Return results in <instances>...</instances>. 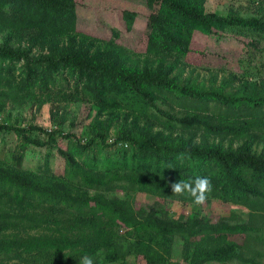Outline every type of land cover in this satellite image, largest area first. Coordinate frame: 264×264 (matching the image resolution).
<instances>
[{
	"label": "trees",
	"instance_id": "16d2710c",
	"mask_svg": "<svg viewBox=\"0 0 264 264\" xmlns=\"http://www.w3.org/2000/svg\"><path fill=\"white\" fill-rule=\"evenodd\" d=\"M80 1L0 0V30L8 35L0 45V85L14 95L81 102L93 117L89 135L65 136L68 147L59 150L66 162L64 175L53 174L47 161L41 174L20 171L21 152L10 165H0V256L22 262L16 264H78L82 256L102 250L113 259L119 254L116 243L124 239L128 251L153 263L177 238L193 244L190 264H264L259 252L245 255L240 247L264 243V156L251 153V133L264 135V120L218 115L216 120L199 113L176 117L155 105L171 95L235 112L264 108V97L190 87L173 75L180 60L193 52L195 34L215 40L225 39L222 34L234 28L264 34V20L204 13L189 0H145L150 11L145 51L136 54L119 44L117 31L109 38L79 31ZM84 3L102 14L107 4L113 8L108 0ZM119 17L130 32L139 16L124 10ZM34 49L51 56L31 59L26 52ZM128 52L143 58L132 59ZM150 119L160 128L154 130ZM114 124L117 137L109 144L106 137ZM1 130H13L24 140L20 150L29 143L46 145L38 137L40 142L29 139L38 130L35 126L0 124ZM43 133L55 143L56 131ZM195 136L202 144L191 140ZM227 137L244 138V143L237 150L225 149L221 142ZM196 177L211 181L206 201L245 206L247 222L174 219L152 207L137 208L126 199L105 196L118 190L192 203L187 195H172L170 185Z\"/></svg>",
	"mask_w": 264,
	"mask_h": 264
},
{
	"label": "rangeland",
	"instance_id": "374dc122",
	"mask_svg": "<svg viewBox=\"0 0 264 264\" xmlns=\"http://www.w3.org/2000/svg\"><path fill=\"white\" fill-rule=\"evenodd\" d=\"M79 1V0H78ZM112 3L110 8L107 4L103 14L99 8L92 10L87 7L84 0L78 3L79 10V31L91 35L109 38L111 32L119 33V44L133 50V53L145 51V19L150 11L146 7L145 0H108ZM190 3H197L204 13H215L221 16H235L241 18H258L264 20V0H189ZM114 10V14L110 11ZM124 10L135 11L139 16L130 32L124 30L121 21V12ZM96 19L100 21L102 28L99 29ZM7 34L0 30V45L6 40ZM225 39H209L202 35L195 34L193 39V52L185 59L180 60V67L173 75L179 78L181 84L190 87H204L210 89L215 87L223 94H245L250 97H264V34L257 31H247L234 28L228 33L222 34ZM24 50L28 45L24 44ZM31 59L45 58L51 56L50 52L32 50L26 52ZM129 54L132 52H128ZM131 55V54H130ZM132 59H141L143 56ZM158 109H161L173 116L182 117L187 113H199L214 117L246 120L257 117L264 120V108L248 111L235 112L221 105L213 103L205 104L198 101L178 99L167 95L158 98L155 102ZM92 115L94 112H91ZM89 106L81 102L63 103L56 101H45L39 95H28L18 93L0 85V124H6L11 128L25 129L35 126L38 130L29 136L31 141L44 142V146H36L29 143L25 150H20L24 140L16 135L13 130L0 131V165L6 166L12 163L13 156L23 154L20 171H32L41 174L44 165L48 164L50 171L55 175H64L65 160L59 150L68 147L69 140L65 137L68 133L75 134L79 139L89 135V125L93 117H89ZM218 115V116H217ZM104 120L103 118H101ZM154 130L160 125L154 120H149ZM56 131L55 143H49V139L43 130ZM258 133V132H257ZM251 133L255 136L251 153L256 156H264V135ZM188 135V134H187ZM199 136V135H196ZM193 137L191 140L196 144H202L201 137ZM35 137V138H34ZM40 138V141L38 138ZM116 138L115 124L108 129L106 139ZM42 138V139H41ZM190 138V136H187ZM212 141V138L209 140ZM219 140L216 141L218 143ZM225 149L237 150L242 147L244 138L227 137L221 142ZM12 159V160H11ZM90 191V195H94ZM106 198L117 197L130 201L135 207L154 208L157 211L166 213L171 218L201 217L213 223L224 221L229 224H242L248 220V209L242 205L225 203L219 200H208L201 206H194L192 203L162 200L144 193H127L124 191H113L105 193ZM123 233V232H122ZM119 233V235H122ZM133 243H136L132 239ZM119 254L111 255L106 250L97 252L93 257L96 264H190V255L193 248L192 243L183 242L180 239H172L168 253H163L160 261L148 262L142 254L132 253L127 249L131 248L128 241L119 240L116 243ZM242 252L251 254L257 251L261 254V262L264 263V243H243L240 244ZM124 249V252L120 251ZM240 249V248H239ZM241 250V249H240ZM80 262V261H79ZM22 263L18 259L9 256H0V264ZM79 264V263H78ZM208 264H219L210 262ZM226 264H235L234 262Z\"/></svg>",
	"mask_w": 264,
	"mask_h": 264
},
{
	"label": "clouds",
	"instance_id": "9594fccd",
	"mask_svg": "<svg viewBox=\"0 0 264 264\" xmlns=\"http://www.w3.org/2000/svg\"><path fill=\"white\" fill-rule=\"evenodd\" d=\"M170 191L172 195L177 197L187 195L191 198L192 204L198 207L206 202L208 194L212 191V184L207 177H196L188 180L179 179L170 185ZM79 264H96V262L92 256L85 255L80 258Z\"/></svg>",
	"mask_w": 264,
	"mask_h": 264
},
{
	"label": "built area",
	"instance_id": "2783aa9c",
	"mask_svg": "<svg viewBox=\"0 0 264 264\" xmlns=\"http://www.w3.org/2000/svg\"><path fill=\"white\" fill-rule=\"evenodd\" d=\"M107 142L109 143V144H112L113 142H114V139L113 138H109L108 140H107ZM125 147H126V145H124Z\"/></svg>",
	"mask_w": 264,
	"mask_h": 264
}]
</instances>
